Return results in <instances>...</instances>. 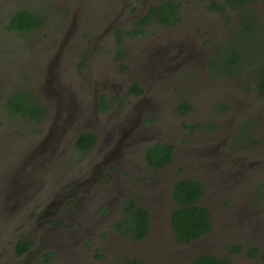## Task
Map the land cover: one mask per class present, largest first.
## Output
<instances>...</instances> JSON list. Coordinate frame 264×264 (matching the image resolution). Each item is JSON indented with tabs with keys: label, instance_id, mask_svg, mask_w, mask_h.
<instances>
[{
	"label": "rangeland",
	"instance_id": "rangeland-1",
	"mask_svg": "<svg viewBox=\"0 0 264 264\" xmlns=\"http://www.w3.org/2000/svg\"><path fill=\"white\" fill-rule=\"evenodd\" d=\"M145 3L0 0V264H32L46 251L53 252L50 261L35 264H120L131 258L146 264H189L195 246L224 237L235 241L229 247L250 237L251 245L257 242L264 248V196L257 184L259 177L264 178V162H259L260 171L257 166L246 170L250 174L243 170L236 185L216 183L222 172L241 169L235 159H264L263 144L238 135L240 125L253 119L258 123L250 130L264 137V97L244 92L234 78L206 71V61L227 42L229 29L220 17L202 11L203 0H183L178 22L163 27L152 21L145 33L123 39L122 59L114 57L118 40L114 30L134 26L146 13L147 9L139 12ZM252 7L264 19V0ZM20 8L33 9L44 19L27 36L10 27L11 16ZM257 53L264 56V47ZM248 72L244 77L249 79ZM134 81L142 82L144 94L127 93ZM18 88L55 100V115L47 119L45 130L50 125L66 127L65 135H60L66 137L79 130L74 128L78 124L95 133L93 148L64 152L54 147L60 142L56 135L53 147L39 149L43 137L39 127L45 123L8 115L3 106L5 97ZM103 94L115 97L114 104L99 113L94 107ZM186 99L191 109L180 112L177 107ZM218 100L227 101L232 109L215 116L213 104ZM80 110L91 111L90 117L85 119ZM136 122L130 135H122L126 126L120 123ZM117 127L121 131L115 134ZM142 128L147 129L145 135L138 134ZM150 140L175 146L176 159L158 172L161 177L172 182L198 179L206 186L200 203L212 214L211 240L185 246L159 225L164 205L174 208V201L169 193L149 190L155 175L144 166L143 147ZM225 150L227 159L220 162L214 154ZM145 183L146 189L141 187ZM132 197L154 214L148 235L135 241L123 236L115 224ZM42 209H47L45 217L55 221V228L35 227V214ZM21 237L35 244L28 255L17 256L15 245ZM226 246L219 242L204 250L224 252ZM71 256L76 259L68 262ZM240 256H234V264H239ZM241 257L245 264H262L258 258Z\"/></svg>",
	"mask_w": 264,
	"mask_h": 264
},
{
	"label": "trees",
	"instance_id": "trees-1",
	"mask_svg": "<svg viewBox=\"0 0 264 264\" xmlns=\"http://www.w3.org/2000/svg\"><path fill=\"white\" fill-rule=\"evenodd\" d=\"M203 1L202 11L213 16L217 15L229 29L228 41L220 49L212 51L209 57V72L216 77L224 75L234 78L240 89L257 91L256 94L264 96V56L259 58L258 53L255 55V52L264 46V19L252 7L257 0ZM181 7V3L175 0L153 3L144 15L134 21V26L116 28L114 32L117 34L118 40L116 41L115 57L117 59L124 57L122 37H135L145 33L146 27L152 21L163 27L175 24L181 19ZM202 11L199 12L203 14ZM43 24V17L30 8L15 11L10 19V27L20 31L21 34L34 31ZM247 70H249V79L244 77ZM143 92L144 89L138 82L132 83L127 91L128 94L135 95H141ZM114 98L110 99L106 94L101 95L98 98V111L105 112L108 108H112ZM49 100V98L42 97L40 92L35 93L31 89L18 88L5 97L4 108L9 115H21L40 120L47 111ZM213 107L215 116L232 109L225 100L216 101ZM177 109L180 112L191 109L190 100L186 99L180 103ZM245 123H242L241 127L247 132L252 124ZM96 142L95 133L82 131L74 140L73 147L80 153H85L91 150ZM174 152V144L161 141L147 144L143 148L147 164L153 170L167 168L174 160ZM259 189L261 195L264 196V183ZM203 194L204 184L198 179L180 178L172 184L171 197L174 201V208L171 212V226L176 240L181 244L191 245L213 229L211 211L206 205L200 203ZM1 196L0 190V200ZM123 206V217L115 222L120 233L134 241L147 236L150 229V211L138 203L134 197L126 201ZM31 243L32 241L24 237L17 240L16 255L20 256L28 251ZM244 249V244L239 242H236L232 248L235 253L245 252ZM259 250V246L253 244L252 249L249 248L246 253L254 257ZM52 254V251H46L40 256V260L37 259L32 264L50 261ZM229 262V259L224 255L219 256L216 253L206 252L193 256L189 264H229ZM120 264L146 263L137 258H131L124 259Z\"/></svg>",
	"mask_w": 264,
	"mask_h": 264
},
{
	"label": "flooded vegetation",
	"instance_id": "flooded-vegetation-1",
	"mask_svg": "<svg viewBox=\"0 0 264 264\" xmlns=\"http://www.w3.org/2000/svg\"><path fill=\"white\" fill-rule=\"evenodd\" d=\"M144 1V0H143ZM156 1V0H155ZM154 0H147V3H145V5L143 6V7H141V9H140V13H142V12H144V10H146V9H148V7H149V5L150 4H152V3H154L155 2ZM162 1H164V0H158V2H156V4L157 3H160V2H162ZM176 2L178 1L179 3H181V5L183 6V0H175ZM137 7H139L138 5H137ZM182 8V7H181ZM20 9H23V8H20ZM138 14H135V16H137ZM203 15V14H202ZM142 16V15H141ZM204 16V15H203ZM140 18V17H139ZM138 19V18H137ZM178 22V21H177ZM206 23H210V21L209 20H206ZM25 34H26V36L30 33L29 31H27V32H24ZM127 37H122V40L123 39H126ZM228 41V40H227ZM124 42V41H123ZM264 47V46H263ZM123 48V53H124V55L126 54L125 53V47L123 46L122 47ZM262 48V47H261ZM260 48V49H261ZM158 50H160V49H154V51H158ZM211 55V54H210ZM176 56V55H175ZM115 57V56H114ZM191 57H193L194 58V55H192ZM197 57L199 58V59H201L202 58V56H201V54L200 53H198L197 52ZM208 60L206 61V63H205V69H206V71H210L209 69H208ZM10 77H11V75H9ZM134 82H137V81H134ZM134 82H132V83H134ZM131 83V84H132ZM139 83V82H138ZM130 84V85H131ZM140 84V86H141V88H143L144 89V86H143V84H142V82H140L139 83ZM129 85V86H130ZM128 86V87H129ZM144 91H146V90H144ZM244 92H245V90H243ZM255 92V94H256V92L257 91H254ZM145 92H143V94H144ZM135 95V94H134ZM257 96H259V97H264L263 95H259V94H256ZM5 100V99H4ZM55 100H53L52 98L49 100V102H48V106H47V111H46V113L44 114V116L42 117V119H40V120H36V119H31L30 118V120H32L34 123H38V124H41V123H45L44 124V126H40L39 128H42V135H43V137H41V139L39 140V143H40V147H38L39 149H43L44 148V146L45 145H48V146H51V147H53V145H52V140H54V138L56 137V135H59V140H60V142L57 144V145H55L54 147H62V149H63V151L65 152L68 148H73L74 149V147H73V145H74V140L78 137V135L82 132V131H84L83 129H81V128H79V125L78 124H75L74 125V128L76 127V130L77 129H79V130H77L75 133H69V135H67L66 137H61L60 135H65L64 133L66 132V127H56V126H54V125H50L46 130H45V127H46V121H47V119L50 117V116H54L55 115V113H54V108H55V106H56V103L54 102ZM227 102V101H226ZM4 103H5V101L3 102V106H4ZM97 104H98V100H97V103H96V107H94L95 108V111H97V112H99L98 111V109H97ZM113 104H114V102H113ZM62 106V108L63 107H65L64 105H61ZM242 107V106H241ZM83 108H85V106H80V109H83ZM247 107H243V108H241V109H246ZM261 108V107H260ZM112 108H108V110L107 111H109V110H111ZM243 110V111H244ZM80 112H81V114H83V117H85V119H87V118H89L90 117V113H91V111H89V110H80ZM7 113V112H6ZM99 113H102V112H99ZM226 113V112H225ZM225 113H221L220 115H222V114H225ZM8 114V113H7ZM64 114H67V112H64ZM9 115V114H8ZM220 115H218V116H220ZM255 123H258V121H256V120H253L252 119V122H251V124H253V125H255ZM137 124V122L136 123H134L133 125H128L127 123H124V124H119V125H125L126 126V129L125 130H122V135H130V133L133 131V129L135 128V125ZM119 125H117V126H119ZM234 125H235V123H233V127H234ZM242 125H240V127H241ZM249 128H252L253 129V127L252 126H250ZM48 129H49V131H48ZM242 129H243V127H242ZM115 131V134H116V132H118V131H121V127L120 128H116V129H114ZM147 129L146 128H142L140 131H139V133L138 134H140V135H145L144 134V132L146 131ZM249 131H251V130H249ZM249 131H247L246 132V130H242V132L241 133H239L238 135H239V137L241 136V135H245L246 137H247V139L248 140H250V141H252L254 144H256V145H261V144H263L264 145V137H262V138H259L258 137V135H254V133L251 131V132H249ZM50 133H52V134H50ZM248 134V135H247ZM119 135H120V133H119ZM221 140H224L223 138H221ZM158 141H160V140H158ZM157 141H155V140H150L149 142H147V143H145L144 145H147V144H150V143H156ZM161 142H163L164 143V141H161ZM173 144V143H172ZM144 148V147H143ZM246 148V147H245ZM249 148H251V147H249ZM254 152V151H253ZM175 153V155H174V160L176 159V151L174 152ZM227 153H228V150H225V151H221V152H215V157H218V159H219V161L220 162H224V161H226V157H227ZM232 156V155H231ZM250 159H252L251 161H250ZM173 160V161H174ZM228 160H231L230 158H228ZM144 166H146V169L148 170V171H150V173L149 174H152V175H155V179H154V181H153V184H149V190H150V192L151 193H154V190L155 189H157V190H159V191H163V192H165V193H169V197L172 199V197H171V189H172V184L174 183V182H172L171 180H166V179H164L163 177H161V175L160 174H158V172L159 171H161V170H153V169H151L149 166H148V164H147V161H146V159H144ZM259 162H264V159H255V158H250L249 156H247V157H245L244 159H242V160H236L235 159V161H233V163L236 165V166H238L239 168H241L239 171H237L236 172V170H234V171H231V172H229V171H227V172H222L221 174H222V176H221V179L219 180V181H216V183H217V185H221V186H227V185H236L237 184V179H239V178H243V170H247L248 168H250L251 166H257L258 167V171H260L261 169H262V166L259 164ZM36 165H39V164H36ZM264 168V167H263ZM251 172H253V171H251ZM246 173L247 174H250V173H248L247 171H246ZM254 173V172H253ZM218 178H220V175L218 176ZM255 178H257V177H255ZM259 179V181H258V187H260L263 183H264V178L263 179H261L260 177L258 178ZM148 182V181H147ZM146 184V183H145ZM142 185L141 187L142 188H144V186H145V189H146V187H147V184L146 185ZM1 190V189H0ZM205 190H206V186L204 185V194L203 195H205ZM1 193H3V191L1 190ZM17 193V190H15V193H14V195ZM203 197V196H202ZM144 197H142V199H143ZM1 202H0V205H1V203H3V195L1 196V200H0ZM137 202L138 203H140L138 200H137ZM141 204V203H140ZM50 207V206H49ZM145 207V206H144ZM172 209H173V204H172V206H170V205H164V217L162 216V221L160 222V224L159 225H161L162 227H163V229H168L171 233H172V235H174V233H173V230H172V226H171V212H172ZM149 210V209H148ZM150 211V210H149ZM46 214H47V209H42V210H39L38 212H36V214H35V216H37L36 217V220L38 221V223H37V225L35 226V227H40V226H43V228H44V230H51V229H53V228H55L56 227V225H55V221H53V220H49L47 217H45L46 216ZM34 216V217H35ZM211 216H212V214H211ZM32 223V222H31ZM153 224H154V214L153 213H151L150 212V229H149V232H150V230H151V228H152V226H153ZM155 226V225H154ZM56 230H60V229H56ZM61 231V230H60ZM83 231V230H82ZM214 231V226H213V229L208 233V234H206V235H204L202 238H200V239H198L196 242H194L193 244H191V245H195L196 243H198V242H200L201 240L202 241H205L204 239H206V238H208V240H211L212 239V236H213V232ZM148 232V233H149ZM57 235H55V237H56ZM243 236V235H242ZM174 238H175V236H174ZM175 240H176V238H175ZM177 241V240H176ZM239 241V243H243V244H245L246 245V247H245V252H242V253H238V252H234L233 250H232V248H233V246L232 247H229V244L230 243H232V242H235L234 240H229V239H225V237L223 238V240H221V241H218V242H216V243H213L212 244V241H206L205 243H202L201 245H197V246H195L196 247V249H197V251H194V252H192L191 254H190V256H188L189 257V261L191 260V258L193 257V256H195L196 254H201V253H206L207 251H205L204 250V246H206V249H208L207 248V246L209 245L210 247H212V245H216V244H218L219 242H221V244L222 245H225V244H227V246H228V248H227V246L225 247V250H224V252H216V251H214L217 255H224V256H226L228 259H229V264H234V256L235 255H237V254H240L241 256H243V257H246V258H252V260L253 259H255V258H258L259 260H261V263L262 264H264V248H263V245L262 244H260V243H257V242H254V244L255 245H258L259 246V251H258V254L256 255V256H254V257H252L251 255H249V254H247L246 253V250H249V248L250 249H252V243H253V241L252 240H250V237H246V238H243L242 240H237V242ZM178 242V241H177ZM179 243V242H178ZM34 244H35V241L34 242H32L31 243V246H30V248H29V250L28 251H26L25 253H23L22 255H20V256H23V255H28L30 252H31V250H32V247L34 246ZM179 244H181V243H179ZM211 244V245H210ZM182 245H185V246H190V245H187V244H182ZM201 250H200V249ZM212 253V252H211ZM239 257V259H238V263L239 264H245V261H243L242 260V257ZM75 259H76V257L75 256H71V257H69V259L67 260L68 262H73V261H75ZM250 263H253L254 261H249Z\"/></svg>",
	"mask_w": 264,
	"mask_h": 264
}]
</instances>
